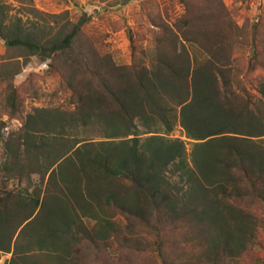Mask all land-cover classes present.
<instances>
[{
    "label": "trees",
    "instance_id": "obj_1",
    "mask_svg": "<svg viewBox=\"0 0 264 264\" xmlns=\"http://www.w3.org/2000/svg\"><path fill=\"white\" fill-rule=\"evenodd\" d=\"M181 1L184 15L155 22L141 53L130 35V64L85 21L35 34L10 24L0 3L8 51L25 66L49 61L74 106L37 109L6 139L1 122L4 264H114L103 253L116 249L139 257L124 264H244L264 244V33L240 27L223 0ZM246 48L250 72L262 71L256 100L237 65ZM20 72L0 76L11 119L24 112ZM178 124L194 141L190 154L170 137Z\"/></svg>",
    "mask_w": 264,
    "mask_h": 264
},
{
    "label": "rangeland",
    "instance_id": "obj_2",
    "mask_svg": "<svg viewBox=\"0 0 264 264\" xmlns=\"http://www.w3.org/2000/svg\"><path fill=\"white\" fill-rule=\"evenodd\" d=\"M232 16L240 27H245L251 35L258 26V31L264 33V0H223ZM125 0H0L1 4H6L9 11L10 24L18 23L27 32L40 34L43 30L50 31L58 29V22L62 24L69 19L74 22L85 21L84 28L92 35L99 38L102 47H106L119 63L130 64L134 55L131 45L130 35L133 36L137 53L146 49L153 38L156 28L155 22L161 20L174 26V23L184 15L185 7L181 0H133L124 4ZM37 10L43 17L34 13ZM63 19H52L51 15H63ZM261 33V35H262ZM262 37H264L262 35ZM250 49L246 48L242 54V59L238 62L241 70V84L248 90L254 99L260 95L256 90L257 78L262 76L261 70L250 72L252 66L250 60ZM24 58H20L18 53L9 52L4 41L0 39V76L4 73H14L21 69L20 74L14 79L16 87H22L21 97L24 103V112L15 119H11V110L6 106V98L9 94V82L0 81V127L4 139L14 132H18L28 116L35 113L37 109H48L70 113L74 106L69 103L68 91L62 87V77L58 72H54L49 61L44 62L40 57L35 56L30 59L27 66L23 64ZM254 64V63H253ZM27 90V91H25ZM80 136L86 138L93 136L91 129L85 133L83 128H78ZM72 130V134H75ZM147 135H143V138ZM171 138H179L187 144V152L190 154L194 141L186 137L184 128L178 124L170 135ZM97 140H104L95 136ZM4 141H0V161H4ZM33 183L41 186L39 174L32 175ZM27 183H23L24 187ZM11 188H17L18 182L12 181ZM89 227L94 222L88 224ZM16 239V238H15ZM105 251V250H104ZM107 254L109 256H107ZM129 254V253H128ZM120 250H111L103 255L110 258L114 264H124L135 259L137 255H128ZM10 258V257H9ZM5 256L0 257V264H4ZM264 259V244L256 246L251 258H246L244 264H261ZM100 261H103L101 258Z\"/></svg>",
    "mask_w": 264,
    "mask_h": 264
}]
</instances>
